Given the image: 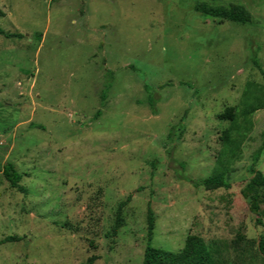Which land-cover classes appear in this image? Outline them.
Listing matches in <instances>:
<instances>
[{
  "label": "rangeland",
  "instance_id": "rangeland-1",
  "mask_svg": "<svg viewBox=\"0 0 264 264\" xmlns=\"http://www.w3.org/2000/svg\"><path fill=\"white\" fill-rule=\"evenodd\" d=\"M201 1L241 4L251 20L206 17ZM0 9L13 34L0 33V264H143L149 207L156 247L179 251L196 236L218 264H264V189L259 216L244 195L258 151L264 174V0H0ZM6 162L25 192L4 177ZM176 170L224 172L231 188L195 187Z\"/></svg>",
  "mask_w": 264,
  "mask_h": 264
},
{
  "label": "trees",
  "instance_id": "trees-1",
  "mask_svg": "<svg viewBox=\"0 0 264 264\" xmlns=\"http://www.w3.org/2000/svg\"><path fill=\"white\" fill-rule=\"evenodd\" d=\"M195 9L201 12L206 17L214 18H224L238 23H247L251 20L250 12L241 4H229V5H213L207 1L197 2ZM0 15H4V12L0 9ZM0 33L4 34L7 37H11L13 34L5 32L0 28ZM151 107L153 112L156 114L155 102L152 99ZM102 114L101 110H98L96 117H100ZM42 127V126H41ZM231 130L229 128L225 131L223 140L225 141L226 149L234 153L236 147L238 146L235 140L231 137ZM184 131V125L179 123L176 126H173L168 134V140L171 142L177 136L178 138L182 136ZM171 153V152H170ZM260 158V151H258L254 156L253 164L250 167V171L253 173V177L247 183L244 189V195L250 197L252 200L251 209L258 216L260 215V199L261 195L259 190L264 189V174L261 170L256 168V162ZM155 165V164H154ZM182 168H185V164L181 163ZM2 173L6 180L10 183L11 187L16 188L21 192H25L26 188L20 183L22 180V173L19 172L15 165L12 162H6L1 166ZM181 179L186 180L195 187H204L207 190H213L217 188H231V184L226 179L224 172H217L211 176H208L203 179L193 178L186 174H183L181 171L176 170ZM129 196L127 200L121 202L116 211V221L110 234L116 235L119 228L123 225V216L122 211L125 205L128 203ZM148 231H147V244L144 251L143 264H218V261L215 256V249L208 244L203 238L196 236H189L186 240L185 246L179 251H170L161 247H156L152 244L153 231L155 228L154 212L151 207L148 208ZM260 222V218L258 217ZM18 237L9 236L5 241H15L18 240ZM260 251L264 255V237L261 238L259 244ZM95 257L89 258L87 261L80 264H94Z\"/></svg>",
  "mask_w": 264,
  "mask_h": 264
}]
</instances>
